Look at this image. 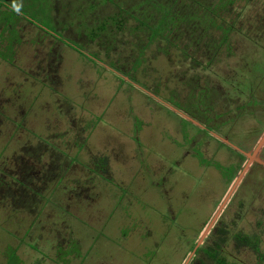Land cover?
Wrapping results in <instances>:
<instances>
[{"label": "rangeland", "instance_id": "obj_1", "mask_svg": "<svg viewBox=\"0 0 264 264\" xmlns=\"http://www.w3.org/2000/svg\"><path fill=\"white\" fill-rule=\"evenodd\" d=\"M132 13L109 0H0V264L12 254L20 264H199L191 246L263 137L264 110L210 131L249 148L228 181L198 163L201 152L226 165L225 148L185 142L187 114L169 100L184 104L196 83L220 87L227 99L240 90L264 100V55L251 50L240 62L222 49L204 67L203 50L166 40L173 27L159 15L145 20L147 31ZM221 15V26L233 17ZM108 16L118 29L101 21ZM214 28L216 39L222 28ZM231 43L237 52L245 46ZM246 78L256 88L241 87ZM257 156L199 243L226 230L228 264H264V141ZM58 157L49 176L35 171ZM236 232L255 235L256 250L236 247Z\"/></svg>", "mask_w": 264, "mask_h": 264}, {"label": "trees", "instance_id": "obj_2", "mask_svg": "<svg viewBox=\"0 0 264 264\" xmlns=\"http://www.w3.org/2000/svg\"><path fill=\"white\" fill-rule=\"evenodd\" d=\"M109 1L130 16H133V11L138 12L141 16L140 21L146 26L147 31L151 28L149 26L151 21L147 23L145 20L148 17L151 19L154 13L159 15L157 20L160 24H170L173 27V29H168L166 40L173 44L176 40L185 38L188 44H194L196 51L203 50V55H208V58L203 61L205 63L204 67H208V64L210 65L213 61L212 58L220 52L222 53V49L227 51V55H240L242 58L240 62L242 60L245 61L243 58L246 56H254L248 53L251 50H255L259 56L264 55V0H125V5L122 0ZM149 8H151V11L147 12ZM222 13L233 16L232 20L224 26L215 24L216 18L221 17ZM109 17H105L101 21L104 22L105 20L108 25L118 29V24L122 23H117L116 19ZM151 20L154 21L153 19ZM214 27L222 28L216 39L213 34H209L211 29H216ZM159 32L160 29L153 30L149 39H154ZM146 36L148 37V32ZM232 39L245 41V46L242 47L241 51L237 52L239 48L236 44L231 43ZM185 48L181 49L183 53H185ZM186 55L184 54V57L189 59ZM192 58L194 57L191 56L189 60L197 64ZM248 81H250L252 87H246ZM244 82L245 85L241 83V87L243 86L244 89L252 90L258 85L255 83L257 80L254 82V79L249 80L246 78ZM236 87L239 90L240 86L236 85ZM222 92L218 86L210 87L196 83L194 87L189 88L187 97L184 98V104L176 99H170L169 101L176 110L178 109L187 114V119H180V129L185 142L193 140L192 142L195 144L196 149L203 145L208 146L211 141L217 144L218 148H225L223 152L227 151L228 154L226 165L209 162L202 157L201 152L198 153V163L203 166L211 165V167L218 170L223 178L231 181L232 174L240 169L246 158L245 152L249 148L245 147L242 141H235L237 145L235 146L232 141H228L226 145L217 139L214 140L210 135V131L220 133L223 127L227 126L228 129L244 113H252L257 108L264 110V100L258 99L257 95L251 92L246 93L242 98L240 97V90L237 91L233 98L227 99L224 91ZM220 97L221 99H219ZM191 121H194L196 125L193 135H189L187 131V125L191 124ZM58 160L62 161L63 159L58 157L57 160H53L51 158L47 166H41L39 163L33 164V166L35 171L36 169L38 171L41 170L40 175L47 177L50 174V169L52 167L55 169L54 161ZM219 232L220 236L217 241L213 242L212 240L210 245H201L195 250L194 260H197L199 264H228L220 254L223 244L227 241V231L220 230ZM232 238L236 247H249L256 250L257 237L255 235L236 232ZM194 246H191V248L193 249ZM200 255L203 259H197V256L199 257Z\"/></svg>", "mask_w": 264, "mask_h": 264}, {"label": "water", "instance_id": "obj_3", "mask_svg": "<svg viewBox=\"0 0 264 264\" xmlns=\"http://www.w3.org/2000/svg\"><path fill=\"white\" fill-rule=\"evenodd\" d=\"M264 141V135L263 137L260 139L258 145L256 146L255 150L249 155L247 156L248 160L247 163L244 165L240 175H238L234 185L232 186L230 192L228 193L226 199L224 200V202L222 203V205L219 207L218 211L216 212L215 216L213 217V219L211 220L210 224L207 226V228L205 229V231L203 232V234L200 237V241H198L193 250L192 253L195 252V250L197 249V247L199 246V243L201 242V239L205 236V234L209 231V228L211 227V225L213 224L215 218L217 217V215L220 213V211L222 210V207L224 206L226 200L228 199L230 193L233 191L234 187L237 185V183L239 182V180L241 179L242 175L245 173L247 167L250 165L251 162H259L258 156H257V152L259 151V148L261 147L262 143Z\"/></svg>", "mask_w": 264, "mask_h": 264}, {"label": "crops", "instance_id": "obj_4", "mask_svg": "<svg viewBox=\"0 0 264 264\" xmlns=\"http://www.w3.org/2000/svg\"><path fill=\"white\" fill-rule=\"evenodd\" d=\"M13 256V254L10 256V258L7 260L6 264H20L22 261L17 257V259L15 260L12 259L11 257ZM40 264V263H39Z\"/></svg>", "mask_w": 264, "mask_h": 264}, {"label": "flooded vegetation", "instance_id": "obj_5", "mask_svg": "<svg viewBox=\"0 0 264 264\" xmlns=\"http://www.w3.org/2000/svg\"><path fill=\"white\" fill-rule=\"evenodd\" d=\"M246 157V156H245ZM259 159V162H260V158H258ZM247 160H248V158H247ZM259 162H251V163H259ZM250 163V164H251ZM259 165H261V164H259ZM264 168V167H263ZM193 250V249H192ZM195 253V252H194Z\"/></svg>", "mask_w": 264, "mask_h": 264}]
</instances>
